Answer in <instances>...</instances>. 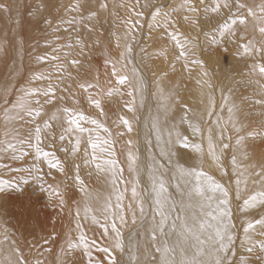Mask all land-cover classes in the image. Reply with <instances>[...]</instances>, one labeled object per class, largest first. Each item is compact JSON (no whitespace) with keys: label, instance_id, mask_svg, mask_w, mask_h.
Returning <instances> with one entry per match:
<instances>
[{"label":"rangeland","instance_id":"1","mask_svg":"<svg viewBox=\"0 0 264 264\" xmlns=\"http://www.w3.org/2000/svg\"><path fill=\"white\" fill-rule=\"evenodd\" d=\"M4 1H6L7 3ZM13 1L18 2V0H1L0 2L1 4L3 3L2 9L0 10V37H1L0 38V58H1L0 59L1 60L0 61V75H1L0 76V131H1L0 132L1 134L0 143L5 142V140H10L13 144L16 145L15 155L20 158L12 159L10 153L0 151V159L2 157L1 161L3 160V158H6L4 159L6 161L4 160L3 161L5 163L7 162L6 163L7 166L5 165L3 161H2L3 163L0 162V166L4 167L3 169L1 168L0 170L1 171L0 179L14 180V181H10L9 186H7L2 193L0 192V197L9 195L14 198L15 197L18 198L20 196L17 199L18 201L16 203V205H20L21 203L20 204L18 203L21 202L23 195L27 193L29 194L30 192V194L28 195V199L31 200L33 203L36 202L34 203V207H36L37 210H28V212L25 213V216H22L21 214V217L19 219L20 221L18 222V219L16 218L18 213L16 212V210L11 207L9 211H6V213L8 214H5L4 210L3 209L1 210V204H0V218L2 220V221L0 220V231H1L0 239L5 238V244H4L5 250H7L9 245L15 246L16 249L18 250V253L21 255V257L27 261V264H37L38 260L41 262V264H49L47 262H50V263L52 262V264H66L65 263L66 260H67V264H75V263L77 264V261L79 260L81 263L86 264L88 263V257H86L87 254L82 251V246L77 247L74 250L68 247L69 242L73 243L74 241L75 242L74 244L78 243L79 236L82 231L84 232V234L86 235L89 241H92L93 239L96 240L95 242L99 247H104V245L107 246L108 244H109L108 246L110 247L114 243L115 233H113L112 230L110 229L111 224L108 223L109 232L111 233H108L107 237L103 235V229H102L103 227H100L99 225L100 223L104 224L105 222H103V218L101 217V212H100V209L103 207L104 203L103 201L101 202L102 199H100V195L98 194V189L95 188V186L97 187L98 185V182H97L98 179L94 177L95 176L94 174H92L93 170L85 168L86 166H89V165H86L85 167H83V165L86 164V161L90 160L91 155H92V152L89 150L88 145H90L91 142H96L100 144L102 148L107 149V150L111 146L110 148L112 150L113 144L117 142L118 135L119 136L121 135L119 137L118 145H120L123 149L120 151V154L123 151L125 152L124 156H123L124 152L122 153V156H121L122 158L123 157L124 158L122 159L120 157V160L123 162V166H124L122 177L123 176L125 177V172L129 171L128 166H130V161L126 153V150H129L131 148V147L129 148L126 146V139L130 138L129 137L130 132L128 131L127 126L122 124V122L120 121V117L128 119L131 122L132 127L134 128L133 136L134 137L136 136L138 138L139 132H140L139 130H141L143 125L148 121L146 119L152 116L153 108L155 107V104H156L153 102V99L156 98V95H158V98H160L159 93L161 91V88L158 87L159 84L163 80L168 81L169 79L170 81L174 77L176 76L178 77V75L181 76V80L176 81L175 84L182 81L185 83L184 84L185 86L186 85L188 86V88L186 86V88L184 87L180 89L182 91H180L179 95H177V97L178 96L184 97V100L181 99V104L179 105L183 108L184 114L186 115L187 119H188V116L191 115L192 110H193L191 103H192L193 96H194L193 94L194 85H190L191 87H189V84H193L195 80V76L196 77L202 76L204 79V82L206 81V84H205L206 89L208 93L210 94V96L212 97V99H214L215 107H216L215 109H211L210 111H205V115L203 116V118L204 119L207 118V121L209 118L212 121L215 117H218V115L221 116V113H223V120L229 117L230 123L232 125L231 127L233 129H234L233 125L236 126V124H237V127L239 126L240 128H242L244 125H245V128L248 127L246 130L245 128L244 130L243 128L241 129L243 133H241L242 131L239 134L235 132L236 134L233 135L235 139L231 137V142L233 141V143L234 142L236 143V140L239 138V136L240 135L244 136L245 134L246 136L244 140L245 143L243 144L244 145L243 149L246 148V146L248 147L249 145L248 149H250L249 151H251V149L253 148V144H254V148L252 149L254 150V152L252 151L248 152V149H244V152L245 150L247 151V154L245 156L250 158L249 161L247 162L244 161V162L247 165V163L251 161L250 163H248L250 164L249 166L257 167V169L260 167V164L262 163V159L264 157V153H263L264 152L263 151L264 150V144H263L264 143V127H262L264 126V113L262 112V105L260 106V104L256 103V101L259 100L258 98H260V96L262 97V95H264V94H261L264 92L263 91L264 90V80H263L264 78L261 79L262 76L256 75V72L259 74L257 70H259V67L262 66L260 65L261 60L259 59L263 58L264 55L260 52L258 53L256 52V54L259 55L258 57L255 54H253L252 56L245 54L244 47L248 43L247 41H249V39L247 40L245 39V37L242 36L244 33L243 29L245 25L238 26V31L236 33V36H228L227 38V35H226L223 40L221 39V31H222L224 23L231 21V19L235 18L238 12L240 16H243L246 18L247 25L249 23H252V25L257 24V29H259V26H261V22L259 21V23H257L258 20L257 21L255 20L256 22L255 21L252 22L254 19L250 15H248L249 8L245 7L244 9L238 10L236 7H233L231 9V13H229L228 9H222L221 12L217 14V13L212 12L211 10V6L215 2V0H203V3H200V0H191V3L195 4L196 7L198 8V12L196 13V16H195L196 22L193 23L192 20L185 19L186 16L191 17L193 15L192 13L188 11V8L186 6H184L185 8H183L182 5H184L185 0H103L104 1L103 4H106L108 6L106 8L102 7L103 9H105V11L103 10L104 12L103 11L100 12L102 8L97 10V8L101 7L102 5L101 2L103 1L101 0L99 1L97 0L98 2H96V0H66V1L64 0L65 2L63 0H49V1L48 0H34V1L33 0H25V1L20 0L18 3L13 2ZM108 1L109 3H107ZM241 1L242 0H240V2ZM12 2L15 3V6H16L15 9H14V4L12 8ZM111 4H113V6ZM45 5L47 6L44 7ZM77 5H79L78 8H77ZM81 6L83 9L81 8ZM89 6H91L94 10ZM206 7H207V11H205ZM111 8L113 12L111 11ZM30 10L31 11L33 10V11L30 12ZM55 10L58 12H56ZM157 10H160L162 15L157 19V21L154 22L152 20V15ZM252 10L256 11V14L258 13L257 17H260L262 15L260 8H258L256 5L252 7ZM5 11H6L7 16L5 14ZM54 12L56 14H53ZM90 12L92 13L90 14ZM109 12H110V15H109ZM138 12L143 13V15L137 16L136 13ZM179 12L181 13L184 12V13H182L183 15H181ZM34 13H37V14H35V16H32L34 15ZM93 13L94 15H97L96 19L94 18L95 16L93 15ZM70 14H72L73 16ZM77 14L79 17L77 16ZM164 14H167V15H164ZM24 15L25 17L27 16V18H25ZM36 15H38V20L36 18ZM9 16L10 18H8ZM19 16H22L23 18V19L21 18L22 20L21 26H20ZM33 18H36V19L33 20ZM91 18L92 20L94 19L95 20L92 21L90 20ZM8 19L10 22L8 21ZM12 20L14 21V23H12L13 22ZM49 20L52 22L51 25L47 23V21ZM137 21L138 23H137L136 28L133 29L132 32L129 34L128 32L129 22L135 23ZM16 22L18 23L17 26L19 27L15 26ZM91 22H95V23H92L95 26H93ZM5 23L7 26H5ZM29 24L31 27L29 26ZM14 28H19V29L16 30ZM25 28H27L28 30H26ZM30 30H32V32ZM17 31H19V33ZM77 31H79V33ZM74 32L76 33L75 35H74ZM90 33L91 34L96 33V34L91 35ZM85 34L88 36H86ZM122 34L125 36V37L123 36L124 38L121 37ZM170 34H176L180 37L181 41L187 42L189 47L186 48V56L180 55L181 49L177 47L176 42L171 39ZM3 35L4 36L7 35V36L4 37ZM73 35H74V38H73ZM84 36L87 39H85ZM260 37H261L260 34L257 33V36L254 39V41L257 40L256 41L257 47H259V42L262 39ZM117 39H119V41ZM121 39H122V42H121ZM123 40L125 41V43L121 44L124 42ZM120 44L122 46L128 45L132 48V52L130 54L127 53L129 57L128 59H130V63L129 65L127 63V67H123V68H122V65H124L125 62H123L124 58H121V53H122V49H125L126 46L124 48V46L122 47L120 46ZM3 48H4L3 50L4 52L2 53L1 49ZM123 51L126 54V51L125 50ZM54 56L57 57V59H53ZM38 57H44L43 62L40 61ZM252 57L256 63L252 61L253 60ZM73 59L79 61V63L76 65H72L71 61ZM149 59H151V64H150ZM134 61H135V64H134ZM193 61H197V63H193ZM199 62H202V63H199ZM113 63H116L117 71L120 72L121 75L126 74L129 77H132L130 78L132 84H125V85L118 84L117 82L118 77L113 76L111 74ZM251 66H253V68H251ZM133 70H135V75H133ZM253 70L255 72H253ZM205 73H207L208 76L205 75ZM254 73H255V76H253ZM40 74H43L45 79L36 80L35 77ZM136 76H138L140 79L143 80V90H142L143 98L141 100H139L140 99L139 98L140 89L136 87L137 85ZM187 78L188 79L191 78L192 79L191 82L187 81ZM81 84H84L85 86L93 85V87H90L88 91H85L83 88L80 87ZM49 86L54 88L55 95L45 98L42 96V93ZM259 86L261 90L259 89ZM5 89H7L6 94L4 92ZM32 89H35L39 93H41L40 95H34L32 97H29V99L32 102V107L34 109H39L41 112V115L39 117H35V116L30 117L25 114L23 119H14V120H10V122L5 121V115H6L5 110L10 109L14 104H16L17 100L25 94V92H27L28 90H32ZM128 91H134V96H128L127 95ZM110 92L112 93V95H109ZM216 93L217 95H215ZM165 96H168V93ZM162 98H164V96ZM36 100H39L40 103L36 104ZM92 100H99L101 103V108H96L94 103H92ZM133 100L135 101L134 103H132ZM225 100H227V103H225ZM173 102H177V100L174 99ZM257 104L260 106V109ZM128 106L133 107L134 111L129 112ZM229 107L234 108L233 113H229L228 111ZM65 108L71 109L73 113L82 114L83 116L86 117L85 120L81 121V127L85 129L83 133L75 129L73 131H68V128L70 127L69 124L67 123L69 116L67 113L63 111ZM259 113H261L262 115ZM7 115L11 117L14 115V113L9 112L7 113ZM231 115L233 116L231 118L232 120L233 118L235 119V117L237 116V118L235 119L236 122H233V121L231 122V119H230ZM53 117H56V118L53 119ZM91 120H97L100 127H97V125L91 124L90 123ZM47 125H50V127ZM208 125L209 124L206 122L205 126H208ZM203 126H204V123H203ZM36 127L41 128L40 148L42 152L53 153L54 159L58 160L59 162L61 161L60 162L61 167L64 164L62 167L64 169L63 170L64 172L60 171L57 168H53L56 171L54 170L52 171V168L49 167L48 165L47 159H45L42 155L37 157L36 150H35V145H36L35 128ZM225 127L227 128L228 125H226ZM105 128L108 129V132L104 131ZM199 128L201 130H204V128L202 127H199ZM8 131H9V135H7L8 136L7 137L5 133L6 132L8 133ZM247 132L248 133H259V134L254 135V136H249ZM62 135L64 136L63 140L60 139ZM236 135H237V138H236ZM115 136L117 137L115 138ZM191 138L192 137H190V139ZM78 139L81 142H80V151L78 150L77 152L75 150V145ZM105 140L110 141V143L105 144L104 143ZM246 140H247V143H246ZM257 149L259 152L257 151ZM97 150L99 151V153L97 154L107 153V151L101 152L100 149H97ZM74 152H75L76 159L80 160V162L78 160H76L75 162L74 160L75 156L73 157V154H72ZM25 153L26 155H24ZM83 154L85 155L84 157H83ZM186 154L191 155V150L188 149L186 151ZM87 156L89 158H86ZM255 156L258 158L257 160L258 162H256L257 158ZM136 157L138 158L137 166L138 167L142 166L143 165L142 153L141 154L137 153ZM254 158L256 159L254 160ZM106 159H113V158H111L110 156H108V154H106L104 158L102 159L101 164H104V160ZM70 161L72 162L70 163ZM17 163L19 164L17 165ZM74 164L79 166V170L81 168L79 172L80 176L79 174L78 176L81 177L79 178V181L81 180L83 181L84 191L82 192L80 189L82 185L77 180V177L75 178L73 174L72 168ZM13 165L14 166L17 165L18 169L22 167L21 168L22 170L20 169L16 173L17 166H15V169H14ZM89 167H91V165ZM125 167H127V169ZM65 168L67 169V174H66ZM84 168L86 170H84ZM118 168H121V167L118 166ZM259 169H261V167ZM47 170L49 171L47 172ZM58 171L60 174L58 173ZM8 172L12 174L9 173L8 177H6ZM62 172L65 174L63 175ZM5 173H6V176H5ZM34 175L36 176V179L38 177L42 179H38L37 180L38 182H37L36 179H34L35 178ZM57 178H58V181H57ZM121 178L119 177L118 180H120ZM50 179L54 182L52 183ZM260 179L264 180V176H260L259 180ZM24 180H27L28 183L27 184L23 183ZM34 180L35 182L38 183V185L37 183L34 182ZM90 181H91V184H90ZM78 182L80 185H78ZM120 182L121 180L119 181V184H118L119 187L116 186L118 187L116 193L118 192V189H119V192H121L122 194L124 192L125 186L123 185L124 184L123 182L121 184ZM86 184H87V187L85 186ZM132 184H133V187H136L137 189L139 188V184L136 185L135 182H132ZM92 185L94 186L93 188L95 189V194L92 192L93 191ZM67 187L69 188L67 189ZM88 188L90 189V191H86L88 190ZM54 190H58L61 193L60 196H62L61 198H63L62 205H59L58 203L60 202V198H59L60 196H57L56 198L52 199V197L56 196L54 194ZM85 192L88 193V196H85ZM71 193L75 195L74 197H77L78 201L77 199L75 201L70 200L71 198L70 195H72ZM48 196H49V200L51 201L48 200ZM126 196L128 197V201H130L129 200V197H130L129 189L126 192ZM31 197L33 198V200L31 199ZM98 197L101 203L97 199ZM56 199H58L59 201L58 200L56 201ZM67 200H68V203H67ZM55 201H56V204L58 203L57 205L55 204ZM113 202L116 203V199L113 200ZM54 204H55L54 208H58L57 210L56 209L52 210ZM124 205H125L126 222H128L129 221L128 217L130 216V214H128L129 212L127 213V207H126L127 203L124 202ZM69 206H70V210L72 209L71 211L67 210L69 209ZM73 206H74V209H73ZM86 207H89L91 209V211L87 215H85ZM7 210H8V207H7ZM44 210L45 212H47V214L44 213ZM34 211L36 212L40 211L42 214H44V215L39 214L40 215L39 218L35 217L36 221L37 219H39L37 221V223L38 222L40 223V224L38 223L39 225L36 224V221L34 219V215L36 216V214H32V212ZM78 211L80 213L79 216H77ZM10 212L11 214L12 213L14 214L11 215L9 214ZM63 212L66 213V216H65V213ZM67 212L69 213V215ZM52 213H54V215ZM91 214L93 216L96 214L95 216L98 219H100V223H98L99 227L97 223L93 222ZM73 215H75V218H73L74 217ZM43 216L45 217L44 219H43ZM50 216L52 218H50ZM85 216L88 221L87 220L85 221ZM137 216H138L139 222L137 223V226L134 229V234L139 233L144 228V226L147 224V221H148V216L144 215L143 217H141L139 211H137L136 217ZM28 217L30 219H28ZM66 217H68V219ZM77 217H79V219H77ZM48 218L49 220H46ZM255 218L252 222H255L256 220L260 219L261 215H258L257 218L256 219ZM56 219L61 221L62 227L64 228L60 229L61 228V225H59L60 221L56 222ZM72 219H74V222ZM80 219L82 220L83 224L82 222H80ZM25 220L26 221L28 220L29 224ZM67 220L69 221L67 222ZM44 221L50 222V224H48L47 222L46 224ZM66 222L68 223L67 225H66ZM117 222H118V219L116 223ZM77 223L79 224L81 223L80 225L84 227L83 228L81 227L78 229ZM10 224H12V226H10ZM119 224H120V221L117 224L118 225L117 228L121 232V229L123 228L124 223L122 225L120 224V226ZM26 225H28L29 228ZM46 225H48L47 226L48 229L46 228ZM54 225L55 227L57 226L58 227L55 228ZM23 226L25 228L21 229V227ZM71 226H74V227H71ZM43 227H44V230H43ZM86 227L88 228V230ZM11 228H13V230ZM49 228L50 229L52 228V229L49 230ZM53 228L56 230H53ZM5 229L7 230L6 232H5ZM59 229L60 231H58ZM98 229H100L101 231L100 236L99 234H97V232L96 234L98 236H96V234L93 232L96 230L98 231ZM72 230H74L75 232H73ZM124 230L125 229H122L121 239L123 240V243L126 242V244H124L125 251L121 252L119 249L112 250V255L115 256L118 264H126V260L124 256H126L125 254L128 253L127 250L129 251V249L127 248V237L128 236H127L126 230L125 231ZM100 231H98V233H100ZM38 232L40 235H38ZM91 232H93L94 235L90 236ZM258 232L259 231H252L251 232L252 235L250 239L255 240L256 239L255 234H258ZM59 233H60V236H59ZM14 234H15L14 237L18 235L17 236L18 240H17V237L16 238L13 237ZM19 234H23V235H19ZM25 235L27 236L28 240L25 237ZM57 235L61 238L58 239ZM9 236L11 238H9ZM42 236H43V240H41ZM53 236L54 237L56 236V239L58 241L54 240L55 238L52 239ZM24 237L26 238V240ZM49 237H50V240H48ZM100 237H103V238H100ZM29 238L33 239L34 242H32V240L29 241ZM36 238H37V241H36ZM53 240L55 241V243ZM9 241L12 243H10ZM35 242L36 244L39 243V245L36 246ZM13 243H16V244H13ZM63 243L67 246H65ZM48 246L51 248V251L49 249L48 250L46 249V247L48 248ZM39 248L41 250L43 248V250L41 251ZM255 248L253 249V254L251 252H250L251 254L249 252L245 254H241V257H244L247 260V261L245 260L246 264L247 263L256 264L257 262L259 264H262V260L260 259L257 260V262L249 259L250 257L251 258L259 257L260 254L258 250H255ZM63 249L66 250L64 253H63L64 251ZM97 250L98 249L96 247H93L91 250V253L92 251L94 252V254L92 253L94 255V257L92 256L94 264H101V262L102 264L103 263L108 264L109 257L105 253L99 250L97 251ZM71 251L72 253H74L73 255ZM25 253H28V254L26 255ZM62 253L63 255H61ZM62 257H64L65 259ZM247 258L250 261H248ZM99 259H100V262H99ZM70 261H72L73 263H71Z\"/></svg>","mask_w":264,"mask_h":264},{"label":"bare ground","instance_id":"2","mask_svg":"<svg viewBox=\"0 0 264 264\" xmlns=\"http://www.w3.org/2000/svg\"><path fill=\"white\" fill-rule=\"evenodd\" d=\"M20 0H18V2H19ZM25 1V0H24ZM23 1V2H24ZM34 1V0H33ZM49 1V0H48ZM64 1V0H63ZM66 1V0H65ZM64 1V2H65ZM99 1V0H98ZM97 0H96V2H98ZM101 1H103V0H101ZM0 2H1V0H0ZM3 2V1H2ZM4 2H6V1H4ZM11 2V1H10ZM13 2H17V1H13ZM12 2V8H13V4H14V9L16 8V6H15V3H13ZM17 2V3H18ZM32 2V1H31ZM36 2V1H35ZM40 2H42V1H40ZM44 2V1H43ZM56 2V1H55ZM76 2V1H75ZM81 2V1H80ZM181 2V1H180ZM241 2H243L245 5H246V7L247 8H251L252 9V7L253 6H257L258 8H260V6H261V4H262V2H264V0H242ZM7 3V2H6ZM5 3V4H6ZM28 3V2H27ZM47 3V2H46ZM91 3V2H90ZM102 3V5H103V3H104V1L103 2H101ZM106 3V2H105ZM107 3H109V1L107 2ZM113 3V2H112ZM124 3V2H123ZM3 4V3H2ZM1 3H0V10L2 9V5ZM44 4V3H43ZM78 4V3H77ZM92 4H93V2H92ZM114 4V3H113ZM113 4H111L112 6H113ZM127 4V3H126ZM65 5V4H64ZM63 5V6H64ZM88 5H90V4H88ZM119 5V4H118ZM131 5H133V4H131ZM6 6V5H5ZM4 6V7H5ZM37 6V5H36ZM35 6V7H36ZM47 5H45L44 7H46ZM62 6V7H63ZM83 6H84V4H83ZM87 6V5H86ZM92 6V5H91ZM91 6H89V7H91ZM94 6V5H93ZM96 6V5H95ZM99 6V5H98ZM111 6V7H112ZM30 7V6H29ZM52 7V6H51ZM67 7H68V5H67ZM75 7V6H74ZM88 7V8H89ZM108 7V6H107ZM130 7V6H129ZM179 7V6H178ZM6 8V7H5ZM18 8V7H17ZM21 8V7H20ZM19 8V9H20ZM28 8V7H27ZM81 8H82V6H81ZM92 8V7H91ZM91 8H90V10H91ZM100 8H102V7H99V8H97V10H99ZM183 8H185L184 6H183ZM4 9V8H3ZM13 9V10H14ZM23 9V8H22ZM60 9V8H59ZM83 9V8H82ZM85 9V8H84ZM93 9V8H92ZM96 9V8H95ZM129 9V8H128ZM21 10V9H20ZM24 10V9H23ZM68 10H69V8H68ZM68 10H67V12H68ZM76 10H77V8H76ZM79 10V9H78ZM89 10V11H90ZM94 10V9H93ZM105 11V9H103L102 8V10H100V12L101 11ZM124 10H126V9H124ZM184 10H186V9H184ZM33 11V10H32ZM31 10H30V12H32ZM56 11V10H55ZM96 11V10H95ZM103 11V12H104ZM111 11H112V8H111ZM110 11V12H111ZM117 11V10H116ZM11 12V11H10ZM16 12H17V10H16ZM20 12V11H19ZM38 12V11H37ZM56 12H58V11H56ZM70 12V11H69ZM108 12V11H107ZM110 12H109V15H110ZM113 12V11H112ZM126 12V11H125ZM224 12V11H223ZM256 12V11H255ZM2 13V12H1ZM13 13V12H12ZM42 13V12H41ZM49 13V12H48ZM60 13V12H59ZM66 13V12H65ZM92 12H90V14H91ZM181 15H183L182 13H184V12H179ZM3 14H4V12H3ZM5 14H6V11H5ZM15 14V13H14ZM35 14H37V13H34V15H32V16H35ZM43 14V13H42ZM53 14H56L55 12L53 13ZM58 14V13H57ZM67 14V13H66ZM69 14V13H68ZM73 14V13H72ZM72 14H70V15H72ZM79 14H80V12H79ZM81 14H83V13H81ZM213 14V13H212ZM258 14V13H257ZM28 15V14H27ZM69 15V16H70ZM93 15H94V13H93ZM93 15H92V17H93ZM4 16V15H3ZM2 16V17H3ZM6 16H7V14H6ZM5 16V17H6ZM40 16V15H39ZM55 16V15H54ZM73 16V15H72ZM76 16V15H75ZM77 16H78V14H77ZM95 17V19H96V16L97 15H94ZM4 17V18H5ZM24 17H25V15H24ZM29 17V16H28ZM41 17V16H40ZM79 17V16H78ZM126 17V16H125ZM8 18H10V16L8 17ZM16 18V17H15ZM19 18H20V26H21V22H22V20H21V18H22V16H19ZM25 18H27V16L25 17ZM36 18H37V20H38V15H36ZM36 18H33V20L34 19H36ZM55 18V17H54ZM221 18V17H220ZM23 19V18H22ZM30 19H31V17H30ZM53 19V18H52ZM76 19V18H75ZM94 19V20H95ZM216 19V18H215ZM25 20V19H24ZM72 20H74V19H72ZM83 20V19H82ZM90 20H92V18L90 19ZM89 20V21H90ZM94 20H92V21H94ZM218 20V19H217ZM8 21H9V19H8ZM13 21V20H12ZM76 21V20H75ZM85 21V20H84ZM88 21V20H87ZM255 20H253L252 22H254ZM257 21V20H256ZM255 21V22H256ZM7 22V21H6ZM10 22V21H9ZM24 22V21H23ZM29 22H30V20H29ZM79 22V21H78ZM12 23H14V21L12 22ZM87 23V22H86ZM85 23V24H86ZM92 23H95V22H91V24ZM257 23H259V20L257 21ZM8 24V23H7ZM17 22L15 23V26H17ZM33 24H34V22H33ZM71 24V23H70ZM74 24V23H73ZM3 25V24H2ZM76 25V24H75ZM89 25H90V23H89ZM93 25V24H92ZM91 25V26H92ZM5 26H7L6 25V23H5ZM29 26H30V24H29ZM29 26H27V27H29ZM79 26V25H78ZM93 26H95V25H93ZM17 27H19V26H17ZM31 27V26H30ZM76 27V26H75ZM243 27V26H242ZM10 28V27H9ZM23 28V27H22ZM77 28H79V27H77ZM76 28V29H77ZM14 29H19V28H14ZM26 30H28L27 28H25ZM241 29V28H240ZM15 30V31H16ZM23 30V29H22ZM21 30V31H22ZM33 30H34V28H33ZM78 30V29H77ZM244 33H243V37H245V39H249V40H252V41H254V39L256 38V36H257V33H259L258 31H259V29H257V24H253L252 25V23H249L247 26H245L244 27ZM14 31V30H13ZM31 32H32V30H30ZM6 32H7V30H6ZM18 33H19V31H17ZM23 32V31H22ZM25 32V31H24ZM27 32V31H26ZM76 32V31H75ZM74 32V35L76 34ZM78 33H79V31H77ZM87 32V31H86ZM92 32H94V31H92ZM5 33V32H4ZM3 33V34H4ZM39 33V32H38ZM15 34V33H14ZM88 34V33H87ZM91 34V33H90ZM90 34H89V36H90ZM93 34V33H92ZM91 34V35H92ZM96 34V33H95ZM95 34H93V35H95ZM124 34V33H123ZM122 34V38H124L125 36ZM242 34V33H241ZM260 34V33H259ZM5 35V34H4ZM3 35V36H4ZM19 35V34H18ZM35 35V34H34ZM74 35H73V38H74ZM78 35V34H77ZM86 35V34H85ZM7 36V35H6ZM6 36H4V37H6ZM9 36V35H8ZM27 36V35H26ZM86 36H88V35H86ZM124 36V37H123ZM259 36V35H258ZM3 37V38H4ZM85 37V36H84ZM120 37V38H121ZM1 38V37H0ZM27 38V37H26ZM33 38V37H32ZM75 38H76V36H75ZM227 38H228V36H227ZM261 38V37H260ZM85 39H87L86 37H85ZM243 39V38H242ZM6 40V39H5ZM27 40V39H26ZM75 40V39H74ZM118 41H119V39H117ZM3 41V40H2ZM124 41V40H123ZM209 41V40H208ZM257 41V40H256ZM10 42V41H9ZM74 42V41H73ZM77 42V41H76ZM121 42H122V39H121ZM121 42H119V43H121ZM248 42V41H247ZM21 43H22V41H21ZM118 43V42H117ZM116 43V44H117ZM125 43V41L123 42V43H121V44H124ZM5 44H6V42H5ZM76 44V43H75ZM120 44V46H122ZM16 45V44H15ZM18 45V44H17ZM80 45H82V44H80ZM119 46V47H120ZM124 46V48H125V46L126 45H123ZM122 46V47H123ZM75 47H76V45H75ZM78 48V47H77ZM24 49V48H23ZM122 49V48H121ZM2 50V53L4 52L3 50H4V48L3 49H1ZM18 50H20V49H18ZM17 50V51H18ZM22 50V49H21ZM123 50H125L126 51V48L125 49H122V53H125ZM24 51V50H23ZM121 51V50H120ZM19 52V51H18ZM258 53V52H257ZM5 54V53H4ZM18 54V53H17ZM218 54V53H217ZM211 55V54H210ZM255 55H257V57L259 56L258 54H256L255 53ZM264 55V54H263ZM192 56V55H191ZM252 56V55H251ZM250 56V57H251ZM19 58V57H18ZM121 58H124L123 59V62H125V58L127 59V61H130V59H128L129 57H128V54L126 53L125 54V56L124 57H122L121 56ZM1 59V58H0ZM4 59V58H3ZM249 59V58H248ZM252 59H253V57H252ZM133 60V59H132ZM150 60V64H151V59H149ZM259 60H261V64L260 65H262V66H264V56H263V58H260ZM1 61V60H0ZM252 61H254L255 62V60L253 59ZM133 62V61H132ZM179 63V62H178ZM253 63V62H252ZM256 63V62H255ZM134 64H135V61H134ZM251 64V63H250ZM96 65H97V63H96ZM128 65H129V63H128ZM256 65V64H255ZM137 66V65H136ZM127 67V66H126ZM256 67V66H255ZM254 67V68H255ZM259 67V66H258ZM251 68H253V66H251ZM177 69V68H176ZM184 71V70H183ZM258 71V70H257ZM173 72V71H172ZM253 72H255L254 70H253ZM259 72V71H258ZM141 74V73H140ZM203 74V73H202ZM185 75V74H184ZM196 75H198V74H196ZM256 75H259L257 72H256ZM1 76V75H0ZM144 76V75H143ZM143 76H142V78H143ZM189 76V75H188ZM187 76V77H188ZM208 76V75H207ZM206 76V77H207ZM253 76H255V73L253 74ZM137 77V83H138V81H141L142 83H143V80L142 79H140L138 76H136ZM145 77V76H144ZM172 77V76H171ZM259 77V76H258ZM257 77V78H258ZM130 78H132V77H130ZM211 78V77H210ZM264 77H262L261 79H263ZM218 79V78H217ZM221 79V78H220ZM178 80H181V76H179L178 75V77L176 76V77H174L173 79H171L170 81H169V79H168V81H165V80H163V81H161V83L159 84V88H161V89H163V91L164 92H162L161 93V91H160V93H159V97L160 98H158V95H156V98H154L153 99V102L154 103H156L155 104V107L153 108V113H152V116L150 117V118H148V119H146V120H148L144 125H143V127L141 128V130H139L140 132H139V137L137 138L136 136L134 137L133 136V133H134V128L132 127V131L129 133L130 134V138H127L126 139V146L127 147H131L129 150H126V153H127V156L129 157V153L131 152L135 157H136V154L137 153H142V155H143V165L142 166H140V167H138L139 168V182H138V184H139V188L137 189V192L140 194V197L141 198H143V200H144V206H145V216H148V221H147V224L144 226V228L139 232V233H136V234H134V229H135V227L137 226V223L139 222L138 221V216L136 217V222L135 223H133V220H132V216H131V213L129 212L128 213V211H127V213L128 214H130V216L128 217L129 218V221L128 222H126V223H124V225H123V228L122 229H125L126 230V232H127V248L129 249V251L127 250V254H125L126 256H124V258H125V260H126V264H137V260H140L141 262H142V264H159V260H160V253H156L155 251H154V249H155V246H156V244H154L152 241H151V228H152V226H153V218H155V221H159L160 220V216L156 213V204H155V202H154V197H155V193H152L151 192V181H150V173H151V169L153 168V167H157L158 165H163V168H158L157 167V175L159 176L161 173H162V175H163V178H164V182H165V186H166V188H167V193L165 194L166 196H167V204L165 205V210H166V213H167V215H168V220H167V222H166V226H165V232L166 233H168V235L166 236V237H164V238H162V239H168V240H175L176 239V236H174L173 234H172V231H171V224L173 223V222H175L178 226L179 225H181L183 222H184V218H185V216H192V215H195V216H197V218L199 219V218H201L202 216H203V212H206V211H209V209L207 208V203H206V201L203 199V198H200V197H196V196H192L191 197V199L189 198V195H188V193L189 192H191L192 191V185L195 183V181H194V179H192L191 177H189L188 179L189 180H191L192 181V183H185V180H184V178H181V177H179V172H180V170H184V171H186V172H192V173H196V172H200V171H203V172H205L208 176H211L215 181H216V183H218V184H221V185H223L228 191H229V204H228V208H230L231 209V215H232V223H233V225L235 226L233 229H232V231H233V233L236 235V237H237V239H236V243H235V245H234V247H233V251L235 252V256L234 257H232V259H233V262H234V264H242V262H245V258L244 257H241V254H245V253H248L249 251H247V247H249V246H252L253 247V249L255 248V250H258V252H259V257L258 258H249L250 260H254L255 262H257V260H262V264H264V252H261V250H260V245H261V243L262 242H264V235H261V228H260V226L259 225H257L256 226V229H255V231H259L258 232V234H255L256 236H255V240L254 239H250L251 238V233H250V236H249V239L252 241V243H251V245H246L245 243H244V228L245 227H247V222L248 221H253L254 220V218L256 217L257 218V216L258 215H261V218H263L264 217V206H261L259 203H257V205L256 206H254V207H248L247 209L245 208V206H244V200L245 199H249L250 197H251V195H255V194H258L260 191H262V190H264V184H262L261 183V179L259 180V178H260V176H257V175H255V173L256 172H260L261 171V169H259L260 167H261V164H260V167L257 169V167H254V166H249L250 164H248V163H250V162H248L247 163V165H246V163L244 162V161H249V159L250 158H245V155L247 154V151L245 150V152H244V149H248L249 148V145H248V147L246 146V148H244L243 149V146L244 145H242V146H240L239 148H238V146L236 145V143L234 142L233 143V141L231 142V139H229V137H233V135H235L236 133V131H235V128L233 129L231 126V123H230V120H229V117H227L225 120H223V113H221V116L220 115H218V117H215L212 121H211V119H209L208 118V121H207V118L206 119H204L203 118V116L205 115V111H210L212 108L210 107V104H211V102L212 101H214V99H212V97L210 96V94L208 93V91H207V89H206V86H205V84H206V81L204 82V79H203V77L202 76H198V77H196L195 76V80H194V82H193V84H189V87H191L190 85H194V87H193V94H194V96H193V100H192V107H193V110H192V113H191V115L190 116H188V119H187V117H186V115L184 114V110H183V108L179 105V104H181V99L182 100H184V97L183 96H178L177 97V95H179V93H180V91H182V90H180V89H182V88H186V86L184 85L185 83L184 82H182V81H180L179 83H177V84H175V82L176 81H178ZM191 78L190 79H188L187 78V81H189V82H191ZM264 80V79H263ZM263 80H262V82H263ZM214 81V80H213ZM252 82V81H251ZM255 82H256V80H255ZM258 82V81H257ZM145 83V82H144ZM229 83V82H228ZM131 84H132V82H131ZM146 84V83H145ZM188 84V83H187ZM211 84V83H210ZM209 84V85H210ZM230 85V84H229ZM253 85V84H252ZM211 86V85H210ZM223 86V85H222ZM255 86V85H254ZM212 87V86H211ZM226 87V86H225ZM230 87V86H229ZM256 87H257V85H256ZM165 88H166V90H165ZM187 88H188V86H187ZM231 88V87H230ZM229 88V89H230ZM175 89V90H174ZM259 89H260V86H259ZM261 90V89H260ZM167 91V92H166ZM215 91V90H214ZM256 91V90H255ZM264 91V90H263ZM184 92V91H183ZM229 92H231V91H229ZM260 92H262V91H260ZM168 93V96H165L166 94ZM149 94V93H148ZM164 94V95H163ZM220 94V93H219ZM261 94H264V92L263 93H261ZM215 95H217V93L215 94ZM258 95V94H257ZM164 96V98H162ZM235 96V95H234ZM264 95H262V97H263ZM232 97V96H231ZM237 97V96H236ZM261 96H260V98H262ZM139 100H141L142 98H143V92L140 90L139 91ZM256 98H258V97H256ZM260 98H258V99H260ZM174 99L175 100H177V102H173L174 101ZM230 99V98H229ZM160 100V101H159ZM173 100V101H172ZM220 100V99H219ZM232 101H233V99H232ZM148 105V104H147ZM258 105V104H257ZM256 105V106H257ZM259 106V105H258ZM260 106H261V104H260ZM260 106H259V109H260ZM264 105H262V112L264 113V107H263ZM216 108V107H215ZM214 108V109H215ZM258 109V108H257ZM146 111V110H145ZM149 112V111H148ZM215 112V111H214ZM258 113V112H257ZM149 114V113H148ZM259 114H261V113H259ZM262 115V114H261ZM182 117H184L185 119H183L182 120ZM233 116L231 115L230 116V119L232 118ZM147 118V117H146ZM237 118V116L235 117V119ZM219 119V125L217 124V120ZM235 119L233 118V120L231 119V122L233 121V122H236L235 121ZM141 120V119H140ZM237 121H239V120H237ZM208 123L209 125L208 126H205V123ZM242 122V121H241ZM203 123H204V126H203ZM240 123V122H239ZM189 124H191V127L189 126ZM244 124V123H243ZM226 125H228V127L226 128L225 126ZM240 125V124H239ZM199 127H202V128H204V130H201ZM223 127V136H224V140L223 141H221L220 139H219V136H220V134H221V128ZM236 127H237V124H236ZM239 127V126H238ZM194 128H199L200 129V131L199 132H196V131H194ZM229 128V129H228ZM240 128V127H239ZM243 128V130H244V128H245V125L242 127ZM241 128V129H242ZM248 128V127H247ZM247 128H245V130L247 129ZM13 129V128H12ZM209 130H211V132H212V138H213V144L215 145V151H216V156H218L219 157V159L217 160V159H215L214 157H213V155L210 153V151H209V145H208V134H209ZM250 130V129H249ZM249 130H248V132H249ZM1 132V131H0ZM3 132V131H2ZM247 132V133H248ZM8 133H9V131H8ZM169 133H171V138H172V140H174V141H177V133H179V135H180V137H181V139L179 140V141H177L176 143H174V144H172L171 145V151L168 153V154H166V155H161V151H162V149H165V151H167V149H166V147H165V145H166V143H167V141L169 140ZM241 133H243V131L241 132ZM244 133H246V132H244ZM1 135V134H0ZM191 135H193V136H191ZM121 136V135H120ZM119 135H118V139H117V144L116 143H114L113 144V147H112V150H111V146L109 147L108 145V147L110 148H108L107 146V148H108V150H111V152L113 153V155L112 156H110L111 158H113V159H115L116 161H117V168H118V166H120L121 168H123L124 169V166H123V162L120 160V157L122 156V153L124 152H121V154H120V151L121 150H123L122 149V147L120 146V145H118V141H119V137H120ZM246 135L244 134V137H245ZM8 137V136H7ZM117 136H115V138H116ZM184 137H186L187 138V144H188V146L187 147H185V146H183V139L182 138H184ZM190 137H192L191 139L193 140H191L190 139ZM71 138H72V136H71ZM236 138H237V135H236ZM3 139V138H2ZM233 139H235L234 137H233ZM232 139V140H233ZM249 139V138H248ZM247 139V140H248ZM191 140V141H190ZM247 140H246V143H247ZM1 141V140H0ZM129 141H131V145H129ZM81 142V141H80ZM114 142V141H113ZM143 142H145V143H143ZM249 142V141H248ZM223 143H227V144H229V148L228 149H223L222 147H221V145L223 144ZM233 143V144H232ZM245 143V142H244ZM124 144H125V142H124ZM250 144V143H249ZM264 144V143H263ZM251 145V144H250ZM47 146V145H46ZM89 146V150L93 153V150H92V148H91V144L90 145H88ZM197 146H200L201 147V149H202V151H198L197 150ZM232 146V147H231ZM258 147H259V145H258ZM124 148V147H123ZM251 148V147H250ZM253 148H254V144H253ZM252 148V149H253ZM256 148H257V146H256ZM136 149V150H135ZM188 149H190L191 150V155H189V154H186V151L188 150ZM251 149V151L252 152H254V150H252ZM88 150V149H87ZM86 150V151H87ZM250 149H248V152H251V151H249ZM262 150V149H261ZM260 150V151H261ZM79 151H80V148H79ZM257 151H258V149H257ZM264 151V150H263ZM26 152V151H25ZM78 152V151H77ZM106 152V151H105ZM259 152V151H258ZM84 153V152H83ZM97 153H99V151L97 150ZM257 153V152H256ZM261 153V152H260ZM264 153V152H263ZM73 154V157L75 156V152L74 153H72ZM82 154V153H81ZM106 154H108V153H101V154H97L98 155V157H99V159L98 160H93L92 159V155H91V158H90V160H87L86 161V164L85 165H83V167H85L86 165H91V167H89V166H86L85 168L86 169H91V170H93V172H92V174H94L93 176L95 177V178H97L98 179V181H97V179H96V181L98 182V185H97V187L95 186V188H97L98 189V194L100 195V199H102L101 200V202L103 201V203H105V201L106 200H111V203L113 202V200H115L116 199V195L118 194V192H119V189H118V192L116 193V191H117V188L119 187V181L121 180V182H120V184L123 182L124 184V186H125V189H124V192L122 193L123 194V197H124V199H123V204H124V202H126L127 203V205L129 204V203H134V200L132 199V188H133V184H132V182H135V184L136 185H138L137 183H136V180H137V176H136V173H134V172H131L130 170L128 171V172H125V177L123 176L120 180H118V178H117V181H116V186H118V187H113V184H112V174H111V172L109 171V170H107V167L106 166H104V164H101V161H102V159L104 158V156L106 155ZM124 154H125V152L123 153V156H124ZM249 154V153H248ZM25 155V154H24ZM67 155V154H66ZM231 155V156H230ZM233 155H235L236 157H237V165H233L232 164V157H233ZM261 155V154H260ZM77 156H78V154H77ZM85 155L83 154V157H84ZM257 156V155H256ZM255 156V157H256ZM7 157V156H6ZM27 157V156H26ZM38 157V156H37ZM70 157V156H69ZM68 157V158H69ZM261 157V156H260ZM78 158V157H77ZM81 158V157H80ZM86 158H89L88 156L86 157ZM122 158V157H121ZM124 158V157H123ZM122 158V159H123ZM257 158V157H256ZM256 158H254V160L256 159ZM1 159H2V157H1ZM1 159H0V162H2L4 159H6V158H3V160L1 161ZM70 159V158H69ZM140 159V158H139ZM261 159V158H260ZM72 160V159H71ZM74 160H75V162H76V160H78V159H76V156H75V158H74ZM125 160V159H124ZM252 160V159H251ZM258 160V158L256 159V162H258L257 161ZM4 161H6V160H4ZM3 161V162H4ZM16 161V160H15ZM14 161V162H15ZM79 162H80V160H78ZM85 161V160H84ZM138 161V160H137ZM141 161V160H140ZM261 161V160H260ZM264 161V157H263V159H262V162ZM2 162V163H3ZM61 162V161H60ZM72 161H70V163H71ZM74 162V163H75ZM5 163V162H4ZM7 163V162H6ZM6 163H5V165H6ZM20 163V162H19ZM19 163H17V165L19 164ZM62 163H63V161H62ZM67 163V162H66ZM81 163H82V161H81ZM97 163H100L103 167H102V169H98L97 167H96V164ZM141 163V162H140ZM77 164V163H76ZM95 164V165H94ZM257 164V163H256ZM17 165H15V166H17ZM64 165V164H63ZM63 165H62V167H63ZM141 165V164H140ZM7 166V165H6ZM9 166V165H8ZM11 166V165H10ZM14 166V165H13ZM15 166L13 167L14 169H15ZM24 166H25V164H24ZM48 166V165H47ZM93 166V167H92ZM81 167H82V165H81ZM83 167H82V169H83ZM128 167H130V166H128ZM1 168L3 169L4 167H2V166H0V170H1ZM22 168V167H21ZM20 168V169H21ZM49 168V167H48ZM84 168V170H86ZM126 169H127V167H125ZM16 169H18V166L16 167ZM25 169V168H24ZM23 169V170H24ZM66 169V168H65ZM70 169V168H69ZM68 169V170H69ZM73 174H74V177L76 178L77 177V175L79 174V176H80V170H81V168H80V170L78 171L77 170V165H73ZM22 170V169H21ZM50 170V169H49ZM49 170H47V172L49 171ZM54 169L52 168V171H53ZM64 170V169H63ZM245 170H247V171H245ZM54 171H56V170H54ZM126 171V170H125ZM1 172V171H0ZM46 172V171H45ZM64 172V171H63ZM62 172V173H63ZM78 172V173H77ZM87 172V171H86ZM9 173L10 172H8L7 173V176H6V173H5V176L6 177H8V175H9ZM16 173H17V170H16ZM20 173H21V171H20ZM58 173H59V171H58ZM57 173V174H58ZM71 173H72V171H71ZM4 174V173H3ZM2 174V175H3ZM10 174H12V173H10ZM14 174V173H13ZM18 174H19V172H18ZM36 174V173H35ZM60 174V173H59ZM65 173H63V175H64ZM66 174H67V169H66ZM72 174V175H73ZM1 175V176H2ZM15 175H17V174H15ZM123 175V174H122ZM12 176V175H11ZM11 176H9V177H11ZM20 176V175H19ZM35 176V175H34ZM90 176V175H89ZM18 177V176H17ZM66 177V176H65ZM94 177H93V179H94ZM19 178V177H18ZM54 178V177H53ZM79 178H81V177H79ZM82 178H83V176H82ZM85 178V177H84ZM34 179H36V176H35V178ZM52 179V178H51ZM50 179V180H51ZM38 180V178L36 179V181ZM54 180V179H53ZM73 180V179H72ZM81 180V179H80ZM90 180V179H89ZM237 180H239L240 181V184H239V186H237ZM10 181H14V180H10ZM20 181V180H19ZM52 181V180H51ZM57 181H58V178H57ZM63 181H64V179H63ZM62 181V182H63ZM79 181V180H78ZM82 181V180H81ZM245 181H246V183H245ZM34 182H35V180H34ZM38 182V181H37ZM37 182H35V183H37ZM54 181H52V183H53ZM17 183V182H16ZM19 183V182H18ZM24 183V182H23ZM72 183V182H71ZM20 184V183H19ZM74 184H76V183H74ZM90 184H91V181H90ZM89 184V185H90ZM93 184V183H92ZM179 184V187H177V185ZM37 185H38V183H37ZM73 185V184H72ZM78 185H80L79 184V182H78ZM89 185H88V187H89ZM24 186H26V185H24ZM48 186V185H47ZM54 186H55V184H54ZM62 186V185H61ZM70 186V185H69ZM83 186V185H82ZM86 187H87V184L85 185ZM135 186V185H134ZM80 187V186H79ZM84 187V186H83ZM94 186L92 185V189H93V193L95 194V189L93 188ZM15 188V187H14ZM69 187H67V189H68ZM73 188V187H72ZM74 188H75V186H74ZM78 188V187H77ZM25 189V188H24ZM81 189V188H80ZM87 189V188H86ZM130 190V197H129V200L130 201H128V195L126 196V192H127V190ZM51 190H53V189H51ZM63 190V189H62ZM122 190V189H121ZM61 191V190H60ZM67 191V190H66ZM79 191V190H78ZM86 191H90V189L88 188V190H86ZM10 192V191H9ZM27 192V191H26ZM82 192V191H81ZM97 192V191H96ZM2 193V192H1ZM8 193V192H7ZM6 193V194H7ZM74 193V192H73ZM73 193H71L72 195H70L71 196V198H70V200H73V201H75L76 199H77V197H74L75 195H73ZM116 193V194H115ZM119 193H121V192H119ZM25 194V193H24ZM29 194H30V192H29ZM28 193L27 194H25V195H23V197H22V200H21V202H19L18 204H20V205H16V203H17V199L20 197H18V198H14V197H12V196H9V195H6V196H1L0 197V204H1V210L3 209L4 210V213L5 214H8V213H6V211H9V209L12 207L13 209H15L16 210V212L18 213V215H17V219H18V222L20 221L19 219H20V217H21V214H22V216H25V213L26 212H28V210H37V208L36 207H34V203H36V202H32L31 200H29L28 199V195H29ZM65 194V193H64ZM76 194V193H75ZM83 194V193H82ZM52 195V194H51ZM54 195V194H53ZM66 195H67V193H66ZM65 195V196H66ZM205 195L206 196H212V195H215L216 197H220L221 196V193H219V192H217V193H215V194H213V193H211V192H206L205 193ZM32 196V195H31ZM69 196V197H70ZM86 196V195H85ZM90 196V195H89ZM57 196H55V197H52V199H54V198H56ZM62 196H60L59 198H60V201H61V199L63 200V198H61ZM102 197V198H101ZM37 198V197H36ZM58 198V199H59ZM75 198V199H74ZM93 198V197H92ZM94 198H95V196H94ZM31 199L33 200V198L31 197ZM58 199H56V201L58 200ZM98 200H99V197L97 198ZM48 200H49V196H48ZM49 201H51V200H49ZM56 201H55V204H56ZM59 201V200H58ZM77 201H78V199H77ZM128 201V202H127ZM54 202V201H53ZM99 202H100V200H99ZM100 202V203H101ZM115 202V201H114ZM113 202V203H114ZM59 203V205H62L60 202H58ZM57 203V204H58ZM64 203H65V201H64ZM67 203H68V200H67ZM112 203V204H113ZM55 204L53 205V208H52V210L53 209H58V208H54V206H55ZM56 204V205H57ZM89 204V203H88ZM201 204H203L204 205V208H203V210L201 209V207H200V205ZM38 205V204H37ZM68 205V204H67ZM72 205V204H71ZM115 205V203L113 204V206ZM46 206V205H45ZM48 206V205H47ZM215 206V205H214ZM7 207H8V210H7ZM49 207V206H48ZM66 207V206H65ZM64 207V208H65ZM40 208H41V206H40ZM39 208V209H40ZM60 208H62V207H60ZM46 209V208H45ZM48 209V208H47ZM73 209H74V206H73ZM67 210H70V206H69V209H67ZM72 210V209H71ZM70 210V211H71ZM61 211H62V209H61ZM64 211V210H63ZM69 211V212H70ZM74 211V210H73ZM97 211V210H96ZM2 212V211H1ZM53 212V211H52ZM66 212V211H65ZM65 212H63V213H65ZM75 212V211H74ZM74 212H72V213H74ZM38 213V214H37ZM44 213L45 214H47V212H45V210H44ZM68 213V212H67ZM9 214H11V212L9 213ZM12 214H14V213H12ZM11 214V215H12ZM32 214H36V216L34 215V219H35V221H36V218H39L40 217V215L39 214H42L40 211L38 212H36V211H34V212H32ZM53 215H54V213H52ZM263 214V215H262ZM42 215H44V214H42ZM41 215V216H42ZM53 215H52V217H53ZM68 215H69V213H68ZM72 215V214H71ZM82 215V214H81ZM96 215V214H95ZM30 216V215H29ZM65 216H66V213H65ZM74 217L73 218H75V215H73ZM90 216V215H89ZM93 215L91 214V217H92ZM180 217V219H177V217ZM31 217V216H30ZM36 217V218H35ZM48 217V216H47ZM51 216H50V218H52ZM56 217V216H55ZM70 217H72V216H70ZM90 217V218H91ZM101 217L103 218V216L101 215ZM3 218H4V216H3ZM12 218V217H11ZM45 217L43 216V219H44ZM57 218V217H56ZM67 219H68V217H66ZM89 218V219H90ZM102 218H101V220H102ZM255 218V219H256ZM260 218V219H261ZM28 219H30L29 217H28ZM33 219V218H32ZM32 219H31V221H32ZM41 219V218H40ZM42 219V220H43ZM65 219V218H64ZM77 219H79V217H77ZM264 219V218H263ZM0 220H1V218H0ZM39 219H37V221H38ZM46 220H49V218L48 219H46ZM51 220H53V219H51ZM73 220V222H74V219H72ZM87 219H86V216H85V221H86ZM100 220V219H99ZM2 221V220H1ZM9 221H11V220H9ZM26 221V220H25ZM34 221V222H35ZM37 221H36V224L37 225H39L38 223H37ZM41 221V220H40ZM57 221H60V220H58V219H56V222ZM69 220H67V222H68ZM88 221V220H87ZM110 221V220H109ZM27 223H28V220L26 221ZM45 222V221H44ZM47 222V221H46ZM45 222V223H46ZM53 222V221H52ZM62 222H63V220H62ZM66 222V225L68 224ZM80 222H82V220L80 219ZM103 222H105L104 221V219H103ZM9 223V222H8ZM14 223V222H13ZM48 224H50V222H47ZM46 223V224H47ZM61 223V221L59 222V225H61V228L60 229H62V228H64V227H62V223ZM109 224H110V222H108ZM119 223V219H118V222H117V224ZM5 224V223H4ZM25 224V223H24ZM29 224V223H28ZM44 224V223H43ZM65 224V223H64ZM73 224V223H72ZM81 224V223H80ZM82 224H83V222H82ZM121 224V223H120ZM120 224H119V226H120ZM96 225V224H95ZM97 225H98V223H97ZM100 225V227H102L101 225V223L99 224ZM99 225H98V227H99ZM122 225V224H121ZM10 226H12V224H10ZM19 226H21V225H19ZM27 227H28V225H26ZM31 226V225H30ZM36 226V225H35ZM45 226V225H44ZM48 225H46V228L48 229V227H47ZM52 226H53V224H52ZM64 226V225H63ZM118 226V225H117ZM39 227V226H38ZM54 227H55V225H54ZM58 227V226H57ZM57 227H55V228H57ZM71 227H74V226H71ZM84 226H82V228H83ZM89 227V226H88ZM91 227H92V225H91ZM122 227V226H121ZM25 227L23 226V227H21V229H24ZM29 228V227H28ZM87 228V227H86ZM10 229V228H9ZM12 230H13V228H11ZM16 229V228H15ZM52 229V228H51ZM50 228H49V230H51ZM60 229L58 230V231H60ZM76 229V228H75ZM74 229V230H75ZM103 229V228H102ZM110 229H111V227H110ZM122 229H121V232H122ZM35 230V229H34ZM43 230H44V227H43ZM53 230H56V229H54L53 228ZM64 230V229H63ZM65 230H66V228H65ZM64 230V231H65ZM70 230V229H69ZM74 230H72L73 232H75ZM83 230V229H82ZM81 230V231H82ZM87 230H88V228H87ZM124 230V231H125ZM179 227L177 228V233H179ZM7 230L5 229V232H6ZM57 231V232H58ZM91 231H92V229H91ZM98 231H100V229H98ZM98 231L96 230V231H93L95 234H96V232H97V234H99V236H100V234H101V231H100V233H98ZM1 232V231H0ZM17 232V231H16ZM30 232V231H29ZM40 232V231H39ZM39 232H38V235H40L39 234ZM46 232V231H45ZM56 232V233H57ZM70 232V231H69ZM83 232V231H82ZM93 232H91V234H90V236H92V235H94V233ZM120 232V233H121ZM32 233H34V232H32ZM51 233V232H50ZM54 233V232H53ZM52 233V234H53ZM72 233V232H71ZM84 233V232H83ZM93 233V234H92ZM109 233H111V232H109ZM114 233V232H113ZM1 234V233H0ZM3 234V233H2ZM18 234V233H17ZM34 234H36V233H34ZM46 234V233H45ZM88 234V233H87ZM96 234V236H98ZM19 235H23V234H19ZM47 235V234H46ZM56 235V234H55ZM110 235V234H109ZM7 236V235H6ZM15 236V234L13 235V237ZM18 236V235H17ZM16 236V237H17ZM59 236H60V233H59ZM58 235H57V237H58V239L59 238H61V237H59ZM70 236V235H69ZM72 236V235H71ZM74 236V235H73ZM77 236V235H76ZM105 236V235H104ZM108 236V235H107ZM106 236V237H107ZM121 236H122V234H121ZM257 236H259V237H257ZM1 237V236H0ZM16 237H14V238H16ZM25 237L27 238V236L25 235ZM24 237V238H25ZM29 237V236H28ZM123 237H124V235H123ZM9 238H11L10 236H9ZM21 238H23V237H21ZM20 238V239H21ZM26 238H25V240H26ZM38 238H40V237H38ZM42 239L41 240H43V236L41 237ZM45 238V237H44ZM47 238V237H46ZM55 238V239H54ZM92 238V237H91ZM95 238V237H94ZM98 238V237H97ZM100 238H103V237H100ZM3 239V238H2ZM52 239H54V240H57L56 239V236L54 237L53 236V238ZM108 239V238H107ZM129 239V240H128ZM4 241H5V238L3 239ZM17 240H18V237H17ZM16 240V241H17ZM22 240H24V239H22ZM27 240H28V238H27ZM32 240V242H34L33 241V239H31V238H29V241H31ZM45 240H47V239H45ZM48 240H50V237L48 238ZM53 240V241H54ZM71 240V239H70ZM73 240H75V239H73ZM94 240V239H93ZM110 240H111V238H110ZM126 240V239H125ZM253 240H254V242H253ZM8 241V240H7ZM12 241V240H11ZM36 241H37V238H36ZM58 241V240H57ZM56 241V242H57ZM62 241H63V239H62ZM96 241V240H95ZM109 241V240H108ZM10 242V241H9ZM26 242H28V241H26ZM103 242V241H102ZM159 242V241H158ZM10 243H12V242H10ZM16 243H18V242H16ZM16 243H13V244H16ZM20 243V242H19ZM44 243V242H43ZM54 243H55V241H54ZM75 242L73 241V243L72 244H74ZM104 243V242H103ZM32 244V243H31ZM35 244H36V242H35ZM34 244V245H35ZM64 244V243H63ZM98 244H99V242H98ZM105 244V243H104ZM124 244H126V242H124ZM8 245V244H7ZM33 245V244H32ZM37 245H39V243L38 244H36V246ZM65 245V244H64ZM75 245V244H74ZM109 245V244H108ZM107 245V246H108ZM110 245H111V243H110ZM10 246V245H9ZM28 246V245H27ZM43 246V245H42ZM42 246H40V247H42ZM65 246H67V245H65ZM105 246V245H104ZM8 247V246H7ZM32 247V246H31ZM62 247V246H61ZM33 248H34V246H33ZM40 249V248H39ZM46 249L48 250H50L51 251V248L48 246V248L46 247ZM71 249V248H70ZM20 250H21V248H20ZM28 250H30V249H28ZM32 250V249H31ZM37 250V249H36ZM41 250V249H40ZM42 250H43V248H42ZM41 250V251H42ZM45 250V249H44ZM64 250V249H63ZM74 250V249H73ZM79 250V249H78ZM96 250V249H95ZM26 251V250H25ZM40 251V252H41ZM62 251V250H61ZM66 250H64L63 251V253L65 252ZM98 251V250H97ZM119 251V250H118ZM20 252H22V251H20ZM30 252V251H29ZM36 252V251H35ZM39 252V251H38ZM117 252V251H116ZM63 253L61 254V255H63ZM68 253V252H67ZM71 253H72V251H71ZM92 253L94 254V252L92 251ZM91 253V254H92ZM114 253V252H113ZM118 253V252H117ZM250 253V252H249ZM251 253L253 254V250L251 251ZM250 253V254H251ZM26 255L28 254V253H25ZM39 254H41V253H39ZM74 253H72V255H73ZM92 254V256L94 257V255ZM119 254V253H118ZM41 255H43V254H41ZM68 255V254H67ZM46 256V255H45ZM86 257H88V255L86 256ZM97 257V256H96ZM95 257V258H96ZM115 257V256H114ZM119 257H120V255H119ZM153 257L155 258V259H153ZM62 258H64V257H62ZM68 258V257H67ZM79 258V257H78ZM77 258V259H78ZM99 258V257H98ZM42 259H43V257H42ZM51 259V258H50ZM65 259V258H64ZM76 259V258H75ZM97 259V258H96ZM248 259V258H247ZM248 259V261H250ZM59 260V259H58ZM74 260V259H73ZM86 260V259H85ZM42 261V260H41ZM61 261V260H60ZM59 261V262H60ZM64 261V260H63ZM63 261H62V263H63ZM75 261V260H74ZM77 261V260H76ZM103 261V260H102ZM120 261H122V260H120ZM247 261V260H246ZM71 263H73L72 261H70ZM84 262V261H83ZM99 262H100V259H99ZM252 262V261H251ZM47 263H49V264H52V262L50 263V262H47ZM57 263H58V261H57ZM65 263L67 264V260L65 261ZM80 264L81 262H80V260L79 261H77V264ZM250 263V262H249ZM76 264V263H75ZM81 264H83V263H81ZM86 264H88V263H86ZM104 264V263H103ZM248 264V263H247ZM256 264H259L258 262L256 263Z\"/></svg>","mask_w":264,"mask_h":264},{"label":"snow or ice","instance_id":"3","mask_svg":"<svg viewBox=\"0 0 264 264\" xmlns=\"http://www.w3.org/2000/svg\"><path fill=\"white\" fill-rule=\"evenodd\" d=\"M200 3H203V0H200ZM188 8V11L192 13L193 15L191 17L186 16V20H192L193 23L196 22L195 16L198 12V8L195 4L191 3V0H185L184 5ZM79 5H77V8ZM101 7L106 8L107 5L103 4ZM233 7H236L238 10L244 9L246 5L244 3H241L240 0H215V2L211 6V10L214 13L219 14L222 9H228L229 13H231V9ZM39 11V9H38ZM205 11H207V7L205 8ZM260 11L262 15L260 17H257V14L255 11H253L251 8L248 9V15H250L254 20H259L261 22V26H259V33L261 36V41L259 42V47H257V42L249 40L248 43L244 47V52L247 55H253L256 52H260L264 54V2H262L260 6ZM137 16H142L143 13H136ZM162 15L160 10H157L152 15V20L155 22L157 19ZM167 15V14H164ZM49 25H51V21H47ZM137 22H129V28L128 32L129 34L132 32L133 29L136 28ZM239 25H247L246 18L239 15V12L237 13V16L231 21L225 22L221 31V39L223 40L224 37L227 36H236V33L238 31ZM171 39L176 42L177 47L181 49L180 55L186 56V48L189 47L187 42L181 41L180 37L176 34H170ZM132 48L128 45H126V53H131ZM121 56L124 57L125 53H121ZM40 61L43 62L44 57H38ZM53 59H57V57H53ZM79 61L73 59L71 61L72 65L78 64ZM127 63H130V61H127L125 58V63L122 65L123 67L127 66ZM193 63H197V61H193ZM202 63V62H199ZM259 75L264 77V66L259 67ZM111 74L113 76L118 77V84L119 85H125V84H131V79L128 75H121L120 72L117 71L116 63L112 64V72ZM133 75H135V70H133ZM207 75V73H205ZM36 80H43L45 77L43 74L37 75L35 77ZM81 88H83L85 91H88L90 87H93V85H87L84 84L80 85ZM136 87H138L141 91L143 90V83L141 81H138ZM5 94L7 92V89L4 90ZM163 90L161 89V93ZM37 90L32 89L25 92L23 96H21L16 104H14L10 109H6V115H5V121L10 122V120L14 119H23L24 115L27 116H35L39 117L41 115V112L39 109H34L32 107V102L29 99V97H32L34 95H40ZM55 90L53 87L49 86L46 90L43 91L42 96L43 97H49L54 96ZM109 95H112L110 92ZM128 96H134V91H128ZM135 101L133 100L132 103ZM40 101L36 100V104H39ZM92 103H94L96 108H101V103L99 100H92ZM225 103H227V100H225ZM256 103L264 105V97L257 100ZM210 107L212 109L215 108V102L212 101L210 104ZM65 113L68 114L69 119L67 123L69 124L68 131H73L74 129L83 133L85 129L81 127V121L85 120L86 117L82 114H76L73 113L71 109L65 108L63 110ZM128 111L132 112L134 111V108L131 106H128ZM229 113L234 112V108L229 107L228 108ZM14 113L13 116L9 117L7 113ZM56 117H53L55 119ZM185 119L182 117V120ZM120 121L123 125L127 126V129L129 132L132 131V124L128 119H125L123 117H120ZM91 124L97 125V127H100L97 120H91ZM217 124L219 125V119L217 120ZM50 127V125H47ZM74 126V128H73ZM191 127V124H189ZM236 132L239 134L242 130L239 127H236L233 125ZM264 127V126H262ZM105 132H108V129H104ZM194 131L199 132V128H194ZM41 128L36 127L35 128V139H36V145L35 150L37 156H43L45 159H47L48 165L51 168H57L60 171H63V168L60 165V162L58 160L54 159V154L49 152H42L40 148V142H41ZM259 133H248L249 136L258 135ZM5 135H9V133H5ZM60 139H64V136L62 135ZM98 139V138H97ZM181 139L179 133H177V141ZM183 139V146L187 147V138L184 137ZM219 139L221 141L224 140L223 136V127L221 128V134L219 136ZM231 139V137H229ZM245 137L243 135H240L239 138L236 140V145L238 148L244 144ZM177 141L172 140L171 133H169V140L167 141L165 149H162L161 155H166L171 151V145L176 143ZM105 144H109L110 141L105 140ZM129 145H131V141L128 142ZM208 145H209V151L213 155L215 159H219L218 156H216L215 151V145L213 144V138H212V132L209 130L208 134ZM223 149H228L229 144L223 143L221 145ZM80 148V140L78 139L76 141L75 150L78 151ZM91 148L93 150L92 153V159L98 160L99 157L97 155V149H100L101 152L107 151L108 156H112L113 153L107 149H104L101 147L100 144L96 142H91ZM15 149L16 145L13 144L10 140H5V142L0 143V151L2 152H8L11 154L12 159H19L20 157H17L15 155ZM198 151H202L200 146H197ZM26 155V153H25ZM52 157V158H50ZM247 159L248 157L245 156ZM130 161V167L129 170L131 172L136 173L137 180L136 183L139 182V168L137 166V160L138 158L135 157L131 152L129 153L128 157ZM232 164L237 165V157L233 155L232 157ZM104 166L107 167V170H109L112 174V184L113 187H116V181L117 178L122 177L123 168H117V161L115 159H106L104 160ZM96 167L98 169H102V165L100 163L96 164ZM158 168H163V165H158ZM157 167H153L151 169L150 173V181H151V192L155 193L154 202L156 204V213L160 216L159 221H155V218H153V226L151 228V241L156 244L154 251L156 253H160V260L159 264H234L232 257H234L236 254L232 250L235 243H236V235L233 233L232 229L235 227L232 223V215H231V209L228 208L229 204V191L221 184L216 183V181L211 177L208 176L205 172L200 171L196 173L192 172H186L184 170H180L179 177L184 178L185 183H192L191 180L188 178L191 177L194 179L195 183L192 185V191L188 193L189 198L194 195L196 197L203 198L207 203V208L209 211L203 212V216L201 218H197V216H185L184 222L181 225H177L175 222L171 224V231L174 236H176L175 240H168V239H162L168 235V233L165 232V226L166 222L168 220V215L165 210V205L167 204V196L165 195L167 193V188L165 186L164 178L162 173L158 176L157 173ZM20 169H17L19 171ZM77 170H79V166H77ZM247 171V170H245ZM255 175L257 176H264V162L261 163V171L256 172ZM38 179H42L38 177ZM77 180H79V176L77 175ZM81 185H83V181H79ZM24 183L27 184L28 181L24 180ZM246 183V181H245ZM262 184H264V180L261 181ZM10 180H4L0 179V192H3L7 186H9ZM240 181L237 180V186H239ZM179 187V184L177 185ZM81 191H84L83 186L81 187ZM206 192H211L213 194L219 192L221 193L220 197H216L215 195L212 196H206ZM54 194L56 196H60L61 193L58 190H54ZM85 195L88 196V193L85 192ZM132 197L135 203H129L127 207V211L131 213L133 223L136 222V214L137 211H139L140 216L143 217L145 214V206H144V200L140 197V194L137 192V188H132ZM123 194L118 193L116 195V203L113 206L111 203V200H106L103 207L100 209L101 215L103 216V219L105 221L104 224L101 226L103 227V235L107 236L109 233V227L108 222L110 220L111 224V230L115 233L114 237V243L109 246L99 247L95 240L89 241L86 235L81 232L79 236L78 243L73 245L71 242H69L68 247L71 249H75L77 247L82 246V251L85 252L88 255V264H94V261L92 259L91 250L93 247H96L99 251L105 253L108 257V264H118L117 259L112 255L113 249H119L121 252L125 251V246L123 243V240L121 239V233L119 229L117 228V219H119L120 223H126V216H125V205L123 204ZM61 204H63V200L60 201ZM259 203L261 206H264V190L260 191L258 194L251 195L249 199L244 200V206L247 209L248 207H254ZM215 205V206H214ZM201 209L203 210L204 205H200ZM91 209L89 207L85 208V215H87ZM79 211L77 212V216H79ZM177 219H180L178 216ZM92 220L94 223H100V220L94 215L92 216ZM259 225L261 228V235H264V219H258L255 222L248 221L247 227L244 228V243L246 245H251V241L249 239L250 233L252 231H255L256 226ZM82 225L77 223V228H81ZM179 227V233H177V228ZM159 241V242H158ZM5 241L3 239H0V264H27V261L24 260L21 255L18 253V250L15 246H9L7 250L4 248ZM253 250L252 246L247 247V251L251 252ZM261 252H264V242L260 245ZM153 259H155L153 257ZM37 264H41V262L38 260ZM102 264V262H101ZM137 264H142L140 260H137ZM242 264H246V262H242Z\"/></svg>","mask_w":264,"mask_h":264}]
</instances>
